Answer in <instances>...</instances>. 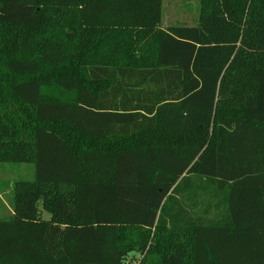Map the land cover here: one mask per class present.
Instances as JSON below:
<instances>
[{"label": "trees", "instance_id": "16d2710c", "mask_svg": "<svg viewBox=\"0 0 264 264\" xmlns=\"http://www.w3.org/2000/svg\"><path fill=\"white\" fill-rule=\"evenodd\" d=\"M162 10L0 0V264H264V0Z\"/></svg>", "mask_w": 264, "mask_h": 264}, {"label": "rangeland", "instance_id": "374dc122", "mask_svg": "<svg viewBox=\"0 0 264 264\" xmlns=\"http://www.w3.org/2000/svg\"><path fill=\"white\" fill-rule=\"evenodd\" d=\"M162 26L193 25L198 18L199 0H163ZM34 178L32 165L0 164V219L12 217L15 204V189L21 182ZM45 219L50 218L47 213L42 214ZM138 255L128 262L137 264Z\"/></svg>", "mask_w": 264, "mask_h": 264}, {"label": "crops", "instance_id": "0c3cea01", "mask_svg": "<svg viewBox=\"0 0 264 264\" xmlns=\"http://www.w3.org/2000/svg\"><path fill=\"white\" fill-rule=\"evenodd\" d=\"M162 27H165V26H162Z\"/></svg>", "mask_w": 264, "mask_h": 264}]
</instances>
